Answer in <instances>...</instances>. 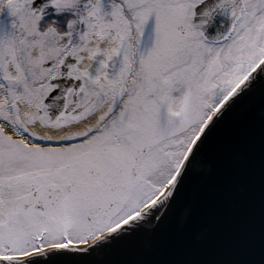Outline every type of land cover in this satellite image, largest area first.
<instances>
[{"label":"snow or ice","instance_id":"obj_1","mask_svg":"<svg viewBox=\"0 0 264 264\" xmlns=\"http://www.w3.org/2000/svg\"><path fill=\"white\" fill-rule=\"evenodd\" d=\"M0 264H264V0H0Z\"/></svg>","mask_w":264,"mask_h":264}]
</instances>
